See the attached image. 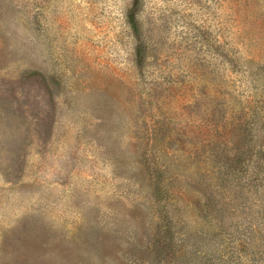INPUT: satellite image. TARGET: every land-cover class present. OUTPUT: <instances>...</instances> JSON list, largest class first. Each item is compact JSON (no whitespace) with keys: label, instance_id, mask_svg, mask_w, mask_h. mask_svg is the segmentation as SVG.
Listing matches in <instances>:
<instances>
[{"label":"rangeland","instance_id":"obj_1","mask_svg":"<svg viewBox=\"0 0 264 264\" xmlns=\"http://www.w3.org/2000/svg\"><path fill=\"white\" fill-rule=\"evenodd\" d=\"M0 264H264V0H0Z\"/></svg>","mask_w":264,"mask_h":264}]
</instances>
